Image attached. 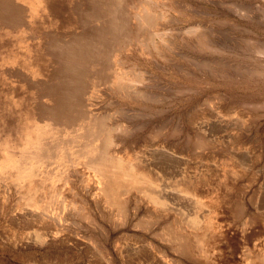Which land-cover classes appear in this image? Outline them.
I'll return each instance as SVG.
<instances>
[{"label": "rangeland", "instance_id": "1", "mask_svg": "<svg viewBox=\"0 0 264 264\" xmlns=\"http://www.w3.org/2000/svg\"><path fill=\"white\" fill-rule=\"evenodd\" d=\"M103 155L175 211L119 209ZM262 259L264 0H0V264Z\"/></svg>", "mask_w": 264, "mask_h": 264}, {"label": "bare ground", "instance_id": "2", "mask_svg": "<svg viewBox=\"0 0 264 264\" xmlns=\"http://www.w3.org/2000/svg\"><path fill=\"white\" fill-rule=\"evenodd\" d=\"M121 166H122V163H121V161L119 159L107 157L105 155L101 156L100 159L95 163V167L98 168L100 171H102L105 174L104 178L106 180V185H105L104 190H105L107 196L109 197V199L112 201V203L114 205H117L119 207V209L124 206L123 203L119 199L120 197H118L116 195V194H118V192L127 193L130 189L137 188V190L141 194H143L145 197H147L149 202L151 204H153L154 206H156L157 209L158 208L159 209H165L166 212L175 211L174 210L175 208L168 207V204H167V201H166L165 197L163 198L159 194L156 195V193H152L149 190V189H153L154 188L153 187L154 185H152V182H150L145 177H143V175L142 176L141 175L140 176H136V174L133 172L131 167H129L127 170L124 171V170L121 169ZM107 178H108V180H107ZM109 178H111V179H109ZM187 194L189 196H191V199L193 200V202L190 201V200L189 201L194 203L193 205H195L197 207L202 206V202L203 201L201 202V194L196 189L190 187L188 189V193ZM186 197H187V195H186ZM178 206H181V205L179 204ZM178 209H179V207H178ZM177 210H176L175 214L176 213H178V214L176 215V217L172 221L168 222L166 229H167V232L171 231L170 237L173 240L174 239L175 240H179L180 241V246L184 248L185 246L188 247L189 243L191 242V239H194L195 241H197L196 239H198V238L196 237L194 231H195V229H198V225H199L200 222L197 219L198 218L197 216L195 217L193 215L194 217L188 218L185 213L183 214V212L181 213L179 210L178 211ZM154 211H153V213L155 214ZM148 214H150V213H148ZM185 215H186V217H185ZM204 234L205 233H203V235ZM203 235L201 237V242L197 241V243L199 245L202 244V241L205 238L204 237L205 235L204 236ZM262 260H261L262 264H264V259H262Z\"/></svg>", "mask_w": 264, "mask_h": 264}]
</instances>
